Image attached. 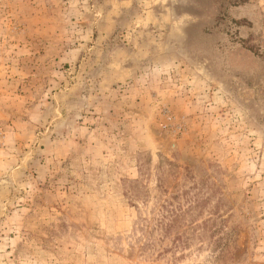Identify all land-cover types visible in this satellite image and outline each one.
<instances>
[{"label":"rangeland","instance_id":"1","mask_svg":"<svg viewBox=\"0 0 264 264\" xmlns=\"http://www.w3.org/2000/svg\"><path fill=\"white\" fill-rule=\"evenodd\" d=\"M0 264H264V0H0Z\"/></svg>","mask_w":264,"mask_h":264}]
</instances>
